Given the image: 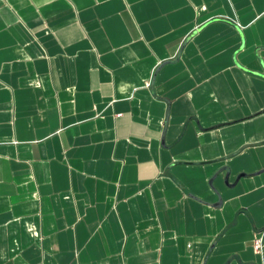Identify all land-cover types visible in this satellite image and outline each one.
<instances>
[{"label": "crops", "instance_id": "obj_1", "mask_svg": "<svg viewBox=\"0 0 264 264\" xmlns=\"http://www.w3.org/2000/svg\"><path fill=\"white\" fill-rule=\"evenodd\" d=\"M0 264H264V0H0Z\"/></svg>", "mask_w": 264, "mask_h": 264}, {"label": "built area", "instance_id": "obj_2", "mask_svg": "<svg viewBox=\"0 0 264 264\" xmlns=\"http://www.w3.org/2000/svg\"><path fill=\"white\" fill-rule=\"evenodd\" d=\"M261 239L260 238H256L253 242V248L255 251H259L261 249Z\"/></svg>", "mask_w": 264, "mask_h": 264}]
</instances>
